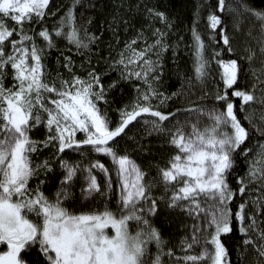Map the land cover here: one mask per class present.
Segmentation results:
<instances>
[{"label": "snow or ice", "instance_id": "obj_1", "mask_svg": "<svg viewBox=\"0 0 264 264\" xmlns=\"http://www.w3.org/2000/svg\"><path fill=\"white\" fill-rule=\"evenodd\" d=\"M96 7L0 0V264H264V0L198 3L189 28L120 0L107 49L105 22L85 18ZM120 9L142 10L139 27ZM141 121L139 139L171 148L166 163L120 147ZM161 213L191 221L175 242Z\"/></svg>", "mask_w": 264, "mask_h": 264}, {"label": "trees", "instance_id": "obj_2", "mask_svg": "<svg viewBox=\"0 0 264 264\" xmlns=\"http://www.w3.org/2000/svg\"><path fill=\"white\" fill-rule=\"evenodd\" d=\"M59 3L64 4L67 6L69 0H58ZM94 3L97 4V7L94 9H85V18H87L88 14H91L93 16V23L90 26V31H100V28L98 27L100 21H104V30L103 35L101 36L100 46L102 49H107L109 45L115 44V41L112 38V33L107 28V23L109 19V15L116 12L115 4H119L120 0H115V4L113 3V0H93ZM125 3H131L135 4L137 0H124ZM147 3L149 6H156L158 8H161L168 12L170 17L176 18L177 21L180 23H183L185 28H189L191 26L193 12L197 6L198 3L202 5H207L209 3V0H142V4ZM142 9V5H141ZM63 9H61L62 11ZM79 12V9H77ZM120 14L125 15L129 18V20L132 23H135L137 27H139L140 21L143 19V12L142 10H129V9H120ZM207 16V7H202L201 9V22L200 26H205V20ZM226 19L229 20V29H231V22L230 18L225 16ZM49 25L51 26L52 20L50 19L48 21ZM180 23H177L176 27H180ZM132 29H129V35L132 33ZM121 36V43L125 39V33L123 31V28L120 29L119 32ZM183 35L185 36V39L188 40L190 38V32H183ZM237 40L244 39L242 34H237L236 37ZM65 42H62V44ZM93 47H96V45H93ZM57 52L55 50H52L51 56L49 57V62H53L55 57L57 56ZM65 54L72 55L74 59H77V62L79 63V56L75 52L71 51H65ZM106 54V52L104 53ZM180 67L182 69L184 68H190L191 67V57L189 54H187L186 49H182L180 52ZM227 58V57H225ZM168 63L169 66H171V56L170 53L168 54ZM254 63H258V61H254ZM215 68V65H213ZM247 66V65H245ZM218 70V69H217ZM219 71V70H218ZM112 75H115V73H112ZM171 78L169 76L164 77L165 81V89L169 92L176 90V88L179 85V80L174 74H170ZM125 89L126 95L124 96V100H127L129 97L134 95V89L132 88L131 84L126 83L123 85ZM118 91V90H117ZM192 102L195 103H201V101L196 100L194 97L191 98ZM182 103L184 102H177L173 106H182ZM170 110V109H169ZM183 117H181L182 119ZM43 130H41L42 132ZM143 132V126L142 121L140 124H137L133 122L132 127L128 131V137L120 141V147L123 149L127 147L129 149V154L132 155V157L137 160L138 163H140L142 166H149L150 160H158L161 164L166 163V157L171 151V148L167 146L166 144H162L160 139L155 135H145L142 139H139ZM39 135L40 133H36ZM135 137V139H133ZM140 143L144 147L148 148V152H141L139 149L136 148V144ZM71 159H79V156L76 154H70ZM97 159H101L106 165L111 164L110 160L106 158L103 154H98L96 156ZM85 163L87 160L84 161ZM151 171L154 173L155 169L152 168ZM102 174H99L100 176ZM77 197H79V185L76 190ZM89 207V203H85L83 201H80V204L77 206V210L86 209ZM191 223L190 220L184 218L179 213L171 214L170 218L166 219L164 213H161L160 216L156 218V223L158 225L164 224L165 225V234L172 233L173 234V241L175 242L178 240L180 236H183L185 234V229L181 227L182 224H189ZM236 237L234 236L232 239V242L230 244V247L234 246L236 243Z\"/></svg>", "mask_w": 264, "mask_h": 264}, {"label": "rangeland", "instance_id": "obj_3", "mask_svg": "<svg viewBox=\"0 0 264 264\" xmlns=\"http://www.w3.org/2000/svg\"><path fill=\"white\" fill-rule=\"evenodd\" d=\"M98 175H99V173H98ZM189 224H190V222H188Z\"/></svg>", "mask_w": 264, "mask_h": 264}]
</instances>
